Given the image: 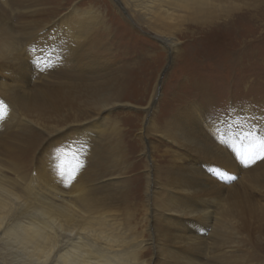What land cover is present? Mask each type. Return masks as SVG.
Wrapping results in <instances>:
<instances>
[{"label": "rangeland", "instance_id": "374dc122", "mask_svg": "<svg viewBox=\"0 0 264 264\" xmlns=\"http://www.w3.org/2000/svg\"><path fill=\"white\" fill-rule=\"evenodd\" d=\"M110 1L118 6L115 0ZM107 5L108 0H39L22 4L16 11L7 10V23L12 25L22 12L27 20L41 21L38 32L42 42L35 55L27 54L17 61L0 60V89H5L0 92V102L5 105L13 98L28 100L31 94L41 105L45 125H57L38 132L41 146L34 157L40 155L50 161L61 148L71 156L82 145L80 159H87L93 150H106L108 155L98 167L104 174L118 176L122 194L126 193L121 208L145 239L155 225L157 245L161 244L155 264H172L177 252L186 249V243L170 237L179 236V229L195 230L190 233L200 239L196 253L205 256V264H211L212 254L207 252L206 242L212 237L232 242L234 264H249L264 257V160L245 167L232 146L243 147V135L254 126L258 134H264V19L257 29L253 25L250 32L236 35L222 24L211 30L202 27L186 33L189 25L184 24L181 31L165 32L172 41L168 43L162 38L165 35L143 23L108 15ZM118 12L127 15L120 7ZM108 16L112 18L107 20ZM46 22L49 23L45 26ZM50 27L56 32L63 29L64 36L48 41ZM69 28H76L81 40L66 45ZM241 39L246 40V47L238 44ZM37 57L50 61L52 66L37 65ZM66 63L74 65L73 77H68L71 72L65 70ZM109 79L114 91L101 86ZM58 81L63 83V90L75 91L72 102L58 96ZM154 82L155 99L148 116L144 112ZM42 93L54 96L58 111L50 109L49 101L41 98ZM102 97L115 98L128 106L116 105L100 112L95 129L90 132L81 120L86 113L96 117L95 102ZM143 115L145 122L152 116L146 135L141 126ZM3 122L0 120V128L4 127ZM62 123L71 125L52 131ZM185 140L190 142L181 144ZM146 164L150 167V180L155 178L157 204L165 191L178 188L175 179H185L177 172L196 171L195 176L203 177L195 188L197 194L184 187L190 195L180 208L188 212L197 198L208 200L199 209H214L215 224L208 218L195 221L186 214L182 222L173 219L168 232H159L163 211L156 209L154 217L150 214L149 222L147 219ZM217 170L236 179L221 178ZM148 198L151 204V197ZM216 226L225 228L220 234L217 230L209 234ZM216 249L212 246V251ZM152 257L153 248L148 246L143 259Z\"/></svg>", "mask_w": 264, "mask_h": 264}, {"label": "bare ground", "instance_id": "6f19581e", "mask_svg": "<svg viewBox=\"0 0 264 264\" xmlns=\"http://www.w3.org/2000/svg\"><path fill=\"white\" fill-rule=\"evenodd\" d=\"M108 1L109 5L106 6L108 15L113 17L117 15L121 21L129 22L133 19L136 23H143L146 28L165 35L162 38L168 43L172 41L165 32L181 31V26L184 24L189 25L186 27L188 28L186 33L194 31V28L202 27L211 30L222 24L235 34L248 33L253 25L257 29L256 27L264 19V0H115L117 7L110 0ZM9 2L12 3L11 7ZM37 2L39 0H0L2 9L0 10V60L17 61L27 54L32 55L30 50L40 46L42 38L39 37L38 32L41 24L39 19L27 20L25 12L22 14L19 11L22 15L16 16V24L7 23L10 18L7 10L16 11L21 9L22 4L26 6L27 3ZM119 7L126 11L127 15L118 12ZM110 18L112 17L108 16L107 20ZM49 22L44 25L46 26ZM75 29L67 30L66 45L81 40L76 35ZM60 30L61 32H56L53 27H50L48 32L51 33V37L48 41L61 39L64 36L62 32L64 30ZM99 41L103 40L99 39ZM239 43L244 46L246 40L241 39ZM73 66L68 63L65 65V70L71 72L68 77H73L74 71H71ZM57 83L61 88L58 96H64L72 102L75 91L63 90V83L61 81ZM101 86L115 90L110 79L103 82ZM0 92L4 93L5 89H0ZM155 92L154 82L144 115L149 113L150 104L155 99ZM41 98L49 101L51 110H59L54 96L42 93ZM17 105L21 108L16 109ZM116 105L128 106L115 98L102 97L95 102L96 117L87 116L89 114L86 113L81 123L85 124L86 130L92 132L95 129L98 114ZM5 106L7 115L2 123L4 127L0 128L2 134L0 135V152L2 153L0 155V224L4 225L0 227V264H52V261L45 257L49 254L56 255V252L52 250L56 248L59 251L57 246L63 247V240H69V247L60 254L58 264H155L156 255L159 254L158 248L161 245H157L155 225L152 226V231L148 230L149 237L145 239L142 232L138 231L136 225L130 220L127 212L121 208L120 205L125 200L126 193L122 194L118 176L114 173L104 174L98 167L108 155L106 150L103 152L93 150L87 159H80L84 165L83 168L79 170L71 186L65 187L53 176L47 158L40 155L34 157L35 151H38L41 146L38 142V132H46L47 127L57 125H45L41 117V105L31 94L28 100L13 98ZM104 113L101 118L105 116ZM144 115L141 126L144 127L146 135L152 116L145 122ZM62 124L60 128L51 130L55 132L71 125V123ZM195 141L192 139L193 143ZM189 142L185 140L181 144L186 145ZM152 149L151 144V151ZM67 158L70 160L71 156ZM146 168L148 172L144 191L147 194V219L149 222L150 214L152 218L154 217L156 209L163 211L162 223L157 227L159 232H168L172 220L182 222L186 214L195 221L208 218L212 224H215L217 217L214 209L210 207L199 209L205 203L207 204L208 200L197 198L194 203L192 202L193 205L188 212L180 208L190 195L184 187L194 189L195 194L198 192L195 188L203 177L195 176L196 171L177 172L185 179L180 182L175 179L174 185L178 188L173 192L171 188L165 191L157 204L155 178L150 180V167L147 164ZM151 168L153 170L154 166L151 165ZM148 197H151V204ZM21 205L31 210L32 215L17 223L15 218L18 216ZM224 228L220 226L217 229L216 226L209 231V234L215 230L220 234ZM69 232H75L76 235L68 237L66 234ZM179 232H181L179 236L170 235V237L175 242L186 243L184 244L186 249L177 252V256L171 261L172 264H205V256L196 253L200 239L197 235L191 234L195 230L179 229ZM231 243L220 237H212L206 242L207 252L209 250L210 255L212 254L211 264H234L231 258ZM148 246L153 248V257L144 260ZM212 246H217V249L212 251ZM248 263L264 264V257L257 261L253 259Z\"/></svg>", "mask_w": 264, "mask_h": 264}, {"label": "snow or ice", "instance_id": "6c2138e0", "mask_svg": "<svg viewBox=\"0 0 264 264\" xmlns=\"http://www.w3.org/2000/svg\"><path fill=\"white\" fill-rule=\"evenodd\" d=\"M34 55L37 53V49L33 48L30 50ZM42 51V50H41ZM37 65L46 64L47 66H52L51 62H46L45 60L37 57L35 60ZM7 115L6 106L0 102V120H3ZM264 131V130H262ZM245 142L243 147H238L233 144L234 151L240 162L245 166L249 167L251 164L255 163L257 160H264V134H258L257 129L254 126L253 129L247 133H245L242 137ZM223 143H228L227 140H221ZM84 152V146L80 147L78 152L71 154V159L69 160L67 157L69 153L64 151L63 148L58 149L55 153H53L52 157L49 161V168L52 171L53 176L57 179L60 184H63L65 187H70L71 183L76 179L78 172L81 168H83V163L80 160V155ZM217 174L221 176V178H226L230 180H235L234 176H225V174L220 173L217 170ZM32 215V211L27 209L26 206L21 205L18 209V216L15 218V221L19 223L21 220L28 219ZM0 227H4L3 224H0ZM62 231V230H61ZM68 237H74L76 235L75 232H69L66 234ZM61 246H57L59 251L56 248H53V252H56V255H47L45 259H50L52 264H58V258L60 254L64 252L69 247V240H63Z\"/></svg>", "mask_w": 264, "mask_h": 264}]
</instances>
